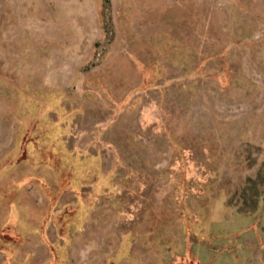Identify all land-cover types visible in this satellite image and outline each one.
<instances>
[{"label":"rangeland","instance_id":"rangeland-1","mask_svg":"<svg viewBox=\"0 0 264 264\" xmlns=\"http://www.w3.org/2000/svg\"><path fill=\"white\" fill-rule=\"evenodd\" d=\"M0 264H264V0H0Z\"/></svg>","mask_w":264,"mask_h":264}]
</instances>
